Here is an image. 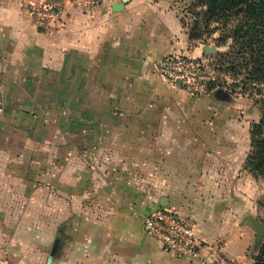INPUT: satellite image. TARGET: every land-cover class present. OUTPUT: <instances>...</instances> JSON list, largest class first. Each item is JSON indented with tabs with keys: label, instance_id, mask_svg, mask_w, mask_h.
<instances>
[{
	"label": "crops",
	"instance_id": "crops-1",
	"mask_svg": "<svg viewBox=\"0 0 264 264\" xmlns=\"http://www.w3.org/2000/svg\"><path fill=\"white\" fill-rule=\"evenodd\" d=\"M43 4L61 27L37 26ZM173 54L204 49L171 0H0V251L15 264H201L145 232L162 207L252 264L249 103L171 84L156 63Z\"/></svg>",
	"mask_w": 264,
	"mask_h": 264
},
{
	"label": "built area",
	"instance_id": "built-area-1",
	"mask_svg": "<svg viewBox=\"0 0 264 264\" xmlns=\"http://www.w3.org/2000/svg\"><path fill=\"white\" fill-rule=\"evenodd\" d=\"M30 12L41 29L61 27L64 23L62 11L50 4L32 6ZM156 68L171 84L181 82L193 95L203 93V89L195 85L201 70L199 59L173 54L157 61ZM144 230L157 239L166 252L178 257L200 260L201 264H238L226 255L221 242L202 241L193 223L166 208H159L144 218ZM203 251H208L207 258L201 257ZM0 264H15L7 250L0 251Z\"/></svg>",
	"mask_w": 264,
	"mask_h": 264
},
{
	"label": "rangeland",
	"instance_id": "rangeland-1",
	"mask_svg": "<svg viewBox=\"0 0 264 264\" xmlns=\"http://www.w3.org/2000/svg\"><path fill=\"white\" fill-rule=\"evenodd\" d=\"M100 2L101 0H93ZM156 1V0H154ZM177 7L181 14L182 22L185 29L190 35L191 31L196 28L195 33H204L200 40H191L192 45L196 48H203L204 54L202 56L193 57L201 61V70L198 77H196L195 85H199L203 89V93L196 95L201 96L224 90L228 92L232 99H245L249 103V111L252 117L250 121V134L252 142L257 137H264V126H260V122L264 120V88L248 82L247 74L242 69L241 65L233 63L228 58L231 52L233 40L229 38L232 29L236 27L237 22L231 21L227 28L223 27L221 23H210L207 25L204 17L198 18L195 13L201 9H195L192 6L191 0H171ZM199 21V25H197ZM219 29V30H217ZM220 38H229L226 43H220ZM211 47L217 49L216 54L209 52ZM231 99V100H232ZM253 144V143H252ZM264 184V175H260ZM259 217L260 221L264 222V196L259 201ZM256 232L255 244L251 247L249 257L254 264V258L258 255L257 252V237Z\"/></svg>",
	"mask_w": 264,
	"mask_h": 264
},
{
	"label": "trees",
	"instance_id": "trees-1",
	"mask_svg": "<svg viewBox=\"0 0 264 264\" xmlns=\"http://www.w3.org/2000/svg\"><path fill=\"white\" fill-rule=\"evenodd\" d=\"M191 1L193 8L201 9L195 13L196 16L204 17L207 25L221 23L227 28L231 21L237 22L229 36L233 45L227 56L233 63L241 65L248 82L264 88V0ZM195 30L196 28L191 31L189 39H202L204 33L196 34ZM229 38H220L219 42L226 43ZM261 126H264V120L258 128ZM252 143L253 148L248 155L246 167L256 175H264V137L259 136ZM257 252L254 264H264V239L257 242Z\"/></svg>",
	"mask_w": 264,
	"mask_h": 264
},
{
	"label": "water",
	"instance_id": "water-1",
	"mask_svg": "<svg viewBox=\"0 0 264 264\" xmlns=\"http://www.w3.org/2000/svg\"><path fill=\"white\" fill-rule=\"evenodd\" d=\"M119 7V6H118ZM209 52L212 54L217 53V49L215 47H211L209 49ZM178 84H181V82H178ZM218 95L226 100H231L232 96L224 91V90H218ZM245 221H249L252 224L253 229H255L258 232L257 242H260L264 239V222L260 221L258 218L254 217L253 215H248L245 218Z\"/></svg>",
	"mask_w": 264,
	"mask_h": 264
}]
</instances>
